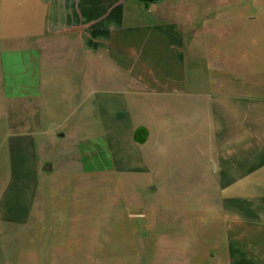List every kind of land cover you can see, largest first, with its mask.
Listing matches in <instances>:
<instances>
[{"label":"crops","instance_id":"0c3cea01","mask_svg":"<svg viewBox=\"0 0 264 264\" xmlns=\"http://www.w3.org/2000/svg\"><path fill=\"white\" fill-rule=\"evenodd\" d=\"M179 2L173 11L148 0H0V93H16L0 100L32 93L33 121L44 123L42 102L64 72L69 108L79 109L65 122L82 133L98 124L93 139L117 141L118 171L139 164L123 141L153 134L157 148L175 118L203 114L227 237L209 263L264 264V0H209L205 20L186 18L190 3ZM255 23L250 39L241 27ZM7 107L0 123H25L24 103L16 115ZM13 208L0 220L24 218Z\"/></svg>","mask_w":264,"mask_h":264},{"label":"rangeland","instance_id":"374dc122","mask_svg":"<svg viewBox=\"0 0 264 264\" xmlns=\"http://www.w3.org/2000/svg\"><path fill=\"white\" fill-rule=\"evenodd\" d=\"M148 1L173 11L180 5ZM184 1L190 3L188 19L213 15L199 11L209 0ZM250 24L241 30L251 39L258 29ZM63 74L57 72L58 82L42 102L49 116L44 123L33 121L32 93L24 101L0 100V116L5 105L16 115L17 102L25 104V123H0V209L11 202L13 211L17 206L25 213L0 220V264H210L227 237L213 166L202 154L204 115L179 126L175 118L169 142L157 148L153 134L147 144L123 141L139 164L133 171L114 170L117 141L93 139L98 124L82 133L80 123L65 122L72 108L74 114L79 109L69 108Z\"/></svg>","mask_w":264,"mask_h":264},{"label":"water","instance_id":"95a60500","mask_svg":"<svg viewBox=\"0 0 264 264\" xmlns=\"http://www.w3.org/2000/svg\"><path fill=\"white\" fill-rule=\"evenodd\" d=\"M49 169V168H48Z\"/></svg>","mask_w":264,"mask_h":264}]
</instances>
